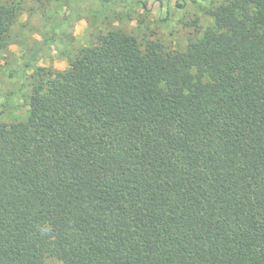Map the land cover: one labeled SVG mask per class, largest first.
Returning <instances> with one entry per match:
<instances>
[{
	"label": "trees",
	"instance_id": "16d2710c",
	"mask_svg": "<svg viewBox=\"0 0 264 264\" xmlns=\"http://www.w3.org/2000/svg\"><path fill=\"white\" fill-rule=\"evenodd\" d=\"M211 15L183 54L99 35L0 123V264H264V0Z\"/></svg>",
	"mask_w": 264,
	"mask_h": 264
},
{
	"label": "rangeland",
	"instance_id": "374dc122",
	"mask_svg": "<svg viewBox=\"0 0 264 264\" xmlns=\"http://www.w3.org/2000/svg\"><path fill=\"white\" fill-rule=\"evenodd\" d=\"M16 17L0 39V123L26 120L34 85L67 70L98 36L120 31L183 54L214 28L211 11L228 0H1ZM45 264H62L48 257Z\"/></svg>",
	"mask_w": 264,
	"mask_h": 264
}]
</instances>
